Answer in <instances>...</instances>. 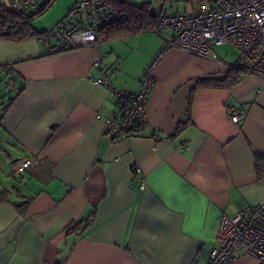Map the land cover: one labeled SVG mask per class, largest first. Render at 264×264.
<instances>
[{
  "label": "crops",
  "instance_id": "1",
  "mask_svg": "<svg viewBox=\"0 0 264 264\" xmlns=\"http://www.w3.org/2000/svg\"><path fill=\"white\" fill-rule=\"evenodd\" d=\"M128 1L175 13L169 0ZM171 35L147 29L16 56L0 41V72L15 90L0 119V264H207L220 215L264 201V77L206 85L231 65L218 57L168 48L153 65L146 126L104 133L115 90L136 93ZM103 76L109 86L91 80ZM230 104L243 112L238 122ZM23 158L21 189L5 171ZM231 264L259 262L242 253Z\"/></svg>",
  "mask_w": 264,
  "mask_h": 264
},
{
  "label": "built area",
  "instance_id": "2",
  "mask_svg": "<svg viewBox=\"0 0 264 264\" xmlns=\"http://www.w3.org/2000/svg\"><path fill=\"white\" fill-rule=\"evenodd\" d=\"M47 0H6V6L17 13L39 10ZM112 6L105 0H77L66 14L50 28L37 35L45 53L53 54L79 47L99 46L102 31L115 20ZM149 30L160 33L170 29L157 57L143 72L136 93L115 90L116 112L104 119V133L112 136L133 134L147 124V94L154 86L153 65L168 48H177L200 57L211 54L212 45L229 44L247 53L250 62L244 72L264 77V0H215L197 4L189 12L166 14L162 6L156 12ZM93 82L109 86L105 76ZM233 122L243 117L235 105L227 106ZM31 161L23 158L15 164L14 173L24 179ZM216 246L207 264H231L236 256L247 253L264 264V201L243 205L233 213H222L215 233Z\"/></svg>",
  "mask_w": 264,
  "mask_h": 264
},
{
  "label": "trees",
  "instance_id": "3",
  "mask_svg": "<svg viewBox=\"0 0 264 264\" xmlns=\"http://www.w3.org/2000/svg\"><path fill=\"white\" fill-rule=\"evenodd\" d=\"M105 1L113 7L116 17L111 24L103 29V40L139 34L154 24L157 12L154 9V1H145L140 4H133L128 0ZM49 2L50 0H47L44 6L39 10L30 12L29 14H23L10 10L4 2L0 1V41L18 43L37 37L38 34L45 31L46 29L37 30L33 28L30 21L43 13ZM244 68L245 66L240 63L231 64L229 65L227 74L223 79L217 81L210 79L204 81V83L215 87H229L240 80V75L241 73H244ZM17 94L18 92H16V95ZM13 98L14 97H11L8 100V103L2 108L0 119ZM189 102H191V100H189ZM262 168H264V165H262ZM88 221L89 219L69 224L67 231L71 232L77 230L82 223L85 225Z\"/></svg>",
  "mask_w": 264,
  "mask_h": 264
},
{
  "label": "rangeland",
  "instance_id": "4",
  "mask_svg": "<svg viewBox=\"0 0 264 264\" xmlns=\"http://www.w3.org/2000/svg\"><path fill=\"white\" fill-rule=\"evenodd\" d=\"M6 3V0H0ZM76 0H55L53 4L47 8L42 14L36 16L31 19V25L33 28L37 30H43L50 28L54 23L59 21L68 11V9L72 6V4ZM199 1L204 2H214L215 0H169L166 2V10L168 12H180L185 13L192 10L195 4ZM27 12L26 14H29ZM170 30V29H166ZM25 42V41H22ZM28 44L24 45V47H18L15 44L21 43H12L8 42L7 47H3V50L8 52L9 54H14L11 56H16L20 54V50H25L26 46L28 49H34L40 47L42 49L41 43L39 44L36 38H31L27 40ZM11 43V44H10ZM16 46V47H14ZM7 48V49H6ZM211 54H215L220 60L228 63H244L250 62V58L247 53H241L234 46L229 44L224 45H212L211 46ZM11 78L4 71L0 72V113L2 112V108L4 105L8 103V100L15 94V90L12 89L13 84L10 82ZM12 85V86H10ZM1 135V132H0ZM2 140H0V147L3 146ZM1 158H4L3 155H0ZM16 164V163H15ZM9 171H5V176L8 178L10 182H13L14 186L17 188H23L20 183L18 177L11 172V163L8 164ZM11 173V174H10Z\"/></svg>",
  "mask_w": 264,
  "mask_h": 264
},
{
  "label": "water",
  "instance_id": "5",
  "mask_svg": "<svg viewBox=\"0 0 264 264\" xmlns=\"http://www.w3.org/2000/svg\"><path fill=\"white\" fill-rule=\"evenodd\" d=\"M54 1H55V0H50V2H49V4H48L47 8H49V7L53 4ZM47 8H46V9H47Z\"/></svg>",
  "mask_w": 264,
  "mask_h": 264
}]
</instances>
